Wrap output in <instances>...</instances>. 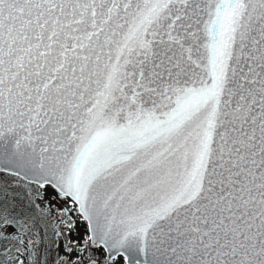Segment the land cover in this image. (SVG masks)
<instances>
[{"label": "snow or ice", "instance_id": "1", "mask_svg": "<svg viewBox=\"0 0 264 264\" xmlns=\"http://www.w3.org/2000/svg\"><path fill=\"white\" fill-rule=\"evenodd\" d=\"M0 264H264V0H0Z\"/></svg>", "mask_w": 264, "mask_h": 264}]
</instances>
